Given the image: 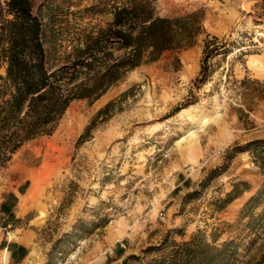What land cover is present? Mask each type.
Here are the masks:
<instances>
[{
    "label": "rangeland",
    "instance_id": "374dc122",
    "mask_svg": "<svg viewBox=\"0 0 264 264\" xmlns=\"http://www.w3.org/2000/svg\"><path fill=\"white\" fill-rule=\"evenodd\" d=\"M31 2L47 69L69 64L82 36L111 19L108 0ZM191 12L202 25L192 46L126 72L93 102L73 100L50 135L26 141L0 167L2 176L9 162L40 151L38 165L45 151L62 150L51 156L42 264H151L148 246L198 230L207 241L212 232L217 243L235 240L234 264H264V224L250 232L239 217L264 185L260 156L247 146L264 140V0H155L157 16ZM206 40L217 53L205 56ZM263 209L264 191L252 212ZM108 233L120 237L114 252L93 255V241Z\"/></svg>",
    "mask_w": 264,
    "mask_h": 264
},
{
    "label": "trees",
    "instance_id": "16d2710c",
    "mask_svg": "<svg viewBox=\"0 0 264 264\" xmlns=\"http://www.w3.org/2000/svg\"><path fill=\"white\" fill-rule=\"evenodd\" d=\"M107 5L111 19L82 36L73 60L47 69L44 28L32 11L31 0H0V68H4L0 72V167L26 141L50 135L70 102L95 101L126 72L158 59L167 49L192 46L202 30L198 12L157 16L155 0H108ZM217 50V45L204 42L206 57ZM247 146L260 156L264 171V140ZM263 191L264 185L239 213L240 218H247L244 225L250 232L264 224V209L258 214L252 212ZM235 197L228 193L220 208ZM211 237L207 241L203 230L180 242L165 237L157 246H148L143 254H154L151 264H234L238 243L233 239L217 243L214 232Z\"/></svg>",
    "mask_w": 264,
    "mask_h": 264
},
{
    "label": "crops",
    "instance_id": "0c3cea01",
    "mask_svg": "<svg viewBox=\"0 0 264 264\" xmlns=\"http://www.w3.org/2000/svg\"><path fill=\"white\" fill-rule=\"evenodd\" d=\"M54 152L53 149L45 151L43 161L38 165L34 159L41 155L40 151L28 159L13 163L11 167L9 162L0 175V264H42L46 253L43 252L44 245L38 231L48 219L46 212L51 195L46 189L52 175L51 156L55 155L56 158L63 155L60 148ZM71 223L66 225L68 229ZM111 238L108 233L93 241L92 254L100 256L114 252L110 247H114L120 237ZM38 256L39 259L36 258ZM116 256L120 257L115 251Z\"/></svg>",
    "mask_w": 264,
    "mask_h": 264
},
{
    "label": "built area",
    "instance_id": "2783aa9c",
    "mask_svg": "<svg viewBox=\"0 0 264 264\" xmlns=\"http://www.w3.org/2000/svg\"><path fill=\"white\" fill-rule=\"evenodd\" d=\"M120 245H121L122 247H124V245H123L122 243H121Z\"/></svg>",
    "mask_w": 264,
    "mask_h": 264
}]
</instances>
